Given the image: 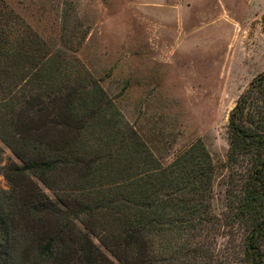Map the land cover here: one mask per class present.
Returning a JSON list of instances; mask_svg holds the SVG:
<instances>
[{
  "label": "rangeland",
  "instance_id": "1",
  "mask_svg": "<svg viewBox=\"0 0 264 264\" xmlns=\"http://www.w3.org/2000/svg\"><path fill=\"white\" fill-rule=\"evenodd\" d=\"M263 73L264 0H0V122L12 123L0 131L16 143L24 116L27 136L67 161L49 186L30 181L67 214L77 244H94L97 264H137V255L246 264L248 224L233 217L250 162L228 164V125ZM29 142L28 151L39 145ZM199 142L214 168L203 196L189 192L182 167L172 169ZM0 147V192L9 193L4 169L23 163L2 138ZM169 185L180 191L175 204L188 198L202 212L182 227L172 215L173 224L137 244L120 214L152 200L166 205L176 193ZM47 228L16 234L25 243L57 229Z\"/></svg>",
  "mask_w": 264,
  "mask_h": 264
},
{
  "label": "trees",
  "instance_id": "2",
  "mask_svg": "<svg viewBox=\"0 0 264 264\" xmlns=\"http://www.w3.org/2000/svg\"><path fill=\"white\" fill-rule=\"evenodd\" d=\"M23 117L20 116L17 119L16 126L26 132V135L18 139L16 143H12L8 138L9 135L8 137L3 136L4 133L0 131L2 141L23 163L22 166L11 163L4 169V176L15 187L12 192H0V264H68L70 257L78 251L82 252L79 264H97L99 259L96 258L97 249L94 244L90 240L89 243L85 240L84 245L77 244L74 241L76 236L74 229L70 226V220L66 218L67 214L62 212L58 205L43 192H37L30 181V178L34 176L49 186V176L54 174L60 166L66 165L67 161L62 157L56 156L55 158L54 155H48L49 149L47 151L41 149L44 142L37 137L27 136V132L33 133V131L30 125H27V128L24 126ZM11 125L10 121L0 122L2 129ZM36 134L45 135V137L49 135L48 132H41L40 128ZM228 135L230 143L228 164L236 166L243 160L250 162V168L246 167L243 171L248 175L243 185L239 187L241 198L238 200L233 217L236 222L241 221L248 224L249 235L245 240V262L246 264H264V73L252 82L231 111ZM30 140L39 143L32 148L33 151H28ZM181 167L180 170L183 172L181 178L192 190L189 192L195 196L207 194L210 182L213 180L214 168L210 155L201 142L191 147L172 165V169L176 172ZM26 179L29 181L27 182ZM28 185L31 186L25 188ZM169 187L176 190V193L167 196V202H163L167 203L166 205L156 204L152 200L134 206V212H129L130 215L120 214L125 216L121 220H127L126 227L133 228L134 233L131 231L127 235L131 236V240H136L137 244L138 240L145 244L149 243L145 234L150 231L161 230L158 228L167 226L168 222L173 224L169 220L172 215L173 217L181 216L176 217L173 222L181 224L182 227L202 212L197 204L192 200L188 201L186 197L181 203L175 204L173 197L180 191L177 186L169 185ZM142 196L141 194L138 198ZM231 208L233 209L234 205H231ZM202 210L204 211V207ZM51 222L58 223L59 227H51L49 225ZM29 225H40L46 228L49 226L50 229H57L46 231L45 237L41 239L39 237L37 240L35 236L39 234L25 235V244L16 231H23L24 226ZM130 243L131 241L122 242V245L126 247L125 253H128L131 248ZM55 246L58 247L54 249ZM170 259L163 257L161 260L154 261L148 258L146 261L143 255L134 256L137 264L161 262L169 264Z\"/></svg>",
  "mask_w": 264,
  "mask_h": 264
}]
</instances>
